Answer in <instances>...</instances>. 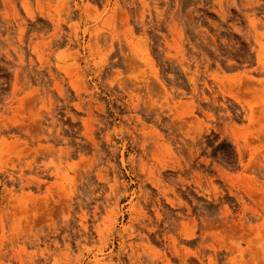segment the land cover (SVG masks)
<instances>
[{"label": "rangeland", "instance_id": "374dc122", "mask_svg": "<svg viewBox=\"0 0 264 264\" xmlns=\"http://www.w3.org/2000/svg\"><path fill=\"white\" fill-rule=\"evenodd\" d=\"M0 264H264V0H0Z\"/></svg>", "mask_w": 264, "mask_h": 264}]
</instances>
